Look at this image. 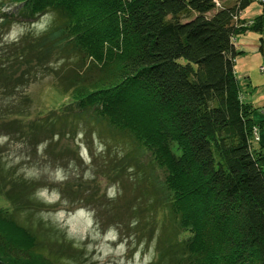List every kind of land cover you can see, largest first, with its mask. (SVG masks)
I'll return each instance as SVG.
<instances>
[{
  "label": "trees",
  "instance_id": "obj_1",
  "mask_svg": "<svg viewBox=\"0 0 264 264\" xmlns=\"http://www.w3.org/2000/svg\"><path fill=\"white\" fill-rule=\"evenodd\" d=\"M8 2L20 5L23 19L48 11L56 18L35 39L28 32L0 48V65L25 63L26 83L48 56L88 59L82 78L64 61L44 67L55 71L57 94L126 132L164 172L149 205L131 203L117 217L120 236H153L160 212L151 264H264V146L253 133L264 120L255 124V109L242 100L233 44L240 32L264 34V7L249 22L241 18L250 4L243 0L232 7L213 0ZM258 51L264 61V39ZM6 171L0 162V195L10 205L0 209V264H73L72 243L31 222L39 207L24 192L31 182Z\"/></svg>",
  "mask_w": 264,
  "mask_h": 264
},
{
  "label": "rangeland",
  "instance_id": "obj_2",
  "mask_svg": "<svg viewBox=\"0 0 264 264\" xmlns=\"http://www.w3.org/2000/svg\"><path fill=\"white\" fill-rule=\"evenodd\" d=\"M260 11L259 4L252 2L242 14L250 19ZM19 12L20 5L0 0V48L19 41L28 32L32 35L27 40L35 39L56 18L48 11L23 19ZM260 39L264 34L255 32H240L233 37L237 51L235 77L242 100L255 109V124L264 120ZM72 57L66 53L45 57L49 65L41 61L35 76L26 83H22L25 63L0 65L1 166L8 175L34 184H25L24 190L28 196L34 195L39 206L31 222L41 220L71 242L78 251L76 259H71L73 264H151L160 233V212L157 223L151 226L153 236L145 234L142 242L121 237L114 223L117 217L126 215L129 204L149 205L154 200L152 188L161 187L164 172L126 132L109 126L105 117L90 110L77 112L69 94H57L53 73L63 61L66 70L72 71L69 73H78L81 78L86 74L89 60L73 62ZM2 60L4 57H0V64ZM35 63L32 59L28 69ZM44 67L54 68L53 72ZM33 125L36 127L31 129ZM253 133L255 145L264 146V127L255 128ZM0 209H10L1 195Z\"/></svg>",
  "mask_w": 264,
  "mask_h": 264
},
{
  "label": "crops",
  "instance_id": "obj_3",
  "mask_svg": "<svg viewBox=\"0 0 264 264\" xmlns=\"http://www.w3.org/2000/svg\"><path fill=\"white\" fill-rule=\"evenodd\" d=\"M219 2H220V4H221L223 7H232V6L234 5L235 0H219ZM244 11H245V9L243 10V12H244ZM243 12H242V13H243ZM241 18L244 19V15H243V14H241ZM253 18H254V17H253ZM253 18L245 19V20L251 22V20H252Z\"/></svg>",
  "mask_w": 264,
  "mask_h": 264
},
{
  "label": "built area",
  "instance_id": "obj_4",
  "mask_svg": "<svg viewBox=\"0 0 264 264\" xmlns=\"http://www.w3.org/2000/svg\"><path fill=\"white\" fill-rule=\"evenodd\" d=\"M243 1H246L248 3L255 2V3L259 4L260 7H264V0H243ZM213 2L215 3L216 6H219V2L217 0H213ZM261 70H262V72H264V68H261Z\"/></svg>",
  "mask_w": 264,
  "mask_h": 264
}]
</instances>
